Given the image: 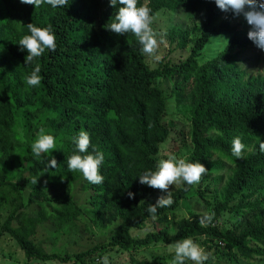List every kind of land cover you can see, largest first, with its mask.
<instances>
[{"label": "trees", "instance_id": "16d2710c", "mask_svg": "<svg viewBox=\"0 0 264 264\" xmlns=\"http://www.w3.org/2000/svg\"><path fill=\"white\" fill-rule=\"evenodd\" d=\"M144 3L154 17L161 11H207L202 35L180 65L162 63L150 69L146 54L131 33L116 36L106 30L105 25L117 11L109 0H68L66 6L57 8L46 3L34 7L20 0H0V207L14 205L1 227L0 239L10 235L28 260L69 262L75 258L86 264L88 257L118 247L132 252L186 237L210 236L224 241L228 250L248 254L252 253L249 242L264 243V225L246 228L237 235L231 229L201 225V216L178 219L176 210L194 185H182L172 194L174 203L158 208L153 220H179L175 236L162 230L142 239L132 237L133 230L146 227L152 220L147 208L155 204L151 197L157 190L141 185L138 177L155 170L160 146L170 136L163 123L167 99L163 89L155 85L158 79L194 77L185 87L175 82L174 89L178 105L187 100L192 105L193 153L189 162L206 166L212 155L218 154L235 166L222 189L223 202L216 208L215 220L222 211L242 216L244 209L258 207L244 205L245 190L264 183V152L260 151L264 142V78L246 81L237 66L238 52L255 45L248 32H240L233 25L242 24L244 16L230 12L224 22H219L223 12L214 0H139V4ZM29 23L51 25L56 50H46L25 65L27 52L21 51L18 43L30 34L25 27ZM227 35L232 37L225 50L200 65L198 59L207 42ZM173 37L180 49L187 47L188 32L176 30ZM37 64L42 82L27 86L25 77ZM41 128L55 137V148L37 157L31 145ZM81 129L91 137L88 152L96 149L104 154L102 184L89 183L82 173L67 167L66 157L75 147L72 138ZM237 136L245 145L243 159L232 154V141ZM50 156L56 159V168L48 167ZM33 177L39 178L37 184L31 182ZM76 187L89 194L85 207L76 201ZM26 189L30 193L25 204L21 192ZM128 192L135 198L129 199ZM239 198V205L232 207ZM141 200L145 202L140 204ZM81 218L98 228L114 226L116 234L107 243L75 254L56 253L38 243L40 225L73 229ZM254 252L263 255L260 250Z\"/></svg>", "mask_w": 264, "mask_h": 264}, {"label": "rangeland", "instance_id": "374dc122", "mask_svg": "<svg viewBox=\"0 0 264 264\" xmlns=\"http://www.w3.org/2000/svg\"><path fill=\"white\" fill-rule=\"evenodd\" d=\"M149 1V0H145ZM229 12H223L219 18V22H224ZM207 20V11L202 9L197 14L187 13L180 9L176 12L161 11L154 19L152 27L160 34L158 39H163V43L154 56L146 55V64L150 69H156L163 64L169 63L175 67L183 63L190 55L191 49L196 41L201 37L203 28ZM238 27L240 32H248L250 26L243 17L242 24H233ZM182 30L189 33L188 45L185 49L178 47V39L174 38V31ZM232 35L217 36L210 39L200 54L198 63L205 64L211 59L217 57L227 47ZM225 40H224V39ZM158 57V58H157ZM237 66L244 73V80L263 79L264 78V51L255 45L248 46L244 50H240L237 55ZM194 77L184 78H162L155 81V85L162 88L164 96L167 99V110L164 118V125L169 129L170 136L168 140L160 146L159 153L156 156L157 162L160 159L167 158L168 155L174 154L177 157L190 160L193 153L191 143V103L190 100L184 101L178 105L174 95L175 82L184 87L191 84ZM22 135V132H20ZM250 151L247 150V153ZM5 166V165H4ZM205 168L208 172L202 176L199 184L194 185L193 190L183 200L177 211V217L180 220L190 219L192 217L201 216L204 212H214L216 216V208L223 202L222 189L227 181L233 176L235 166L218 154H213ZM5 169V167H4ZM181 186L174 185L170 189L172 194ZM76 201L82 207H85L88 200V193L79 191V188H73ZM29 189L21 192L24 203L26 204L29 197ZM166 193L156 190L151 200L156 203L159 196ZM239 198L232 207L239 205ZM259 205L253 210L244 209L242 216L231 211H222L218 220L213 219L211 224L203 225L208 227H216L219 230H234L240 235L246 228L261 227L264 225V183L257 187H248L245 190L244 205ZM14 205L3 204L0 207V230L3 223L13 211ZM87 221V222H86ZM81 218L77 220L76 228L70 229L57 228L55 224L40 225L38 228L37 240L43 246L48 247L51 251L65 253H82L91 249L95 245L107 243L110 238L116 234L115 227L98 228L94 227L89 219ZM179 221V220H178ZM178 221L168 223H159L153 220L149 221L146 227L140 230H133L132 237L134 239L145 238L152 232L162 230L168 231L170 235L175 236L179 230ZM200 244L206 251L212 253L214 259L209 260L207 264H264V243L249 242L252 247V253L248 254L237 249L228 250L224 241L214 239L210 236H202L193 239ZM255 249L262 251L263 255H256ZM105 254H110L111 264H169L174 255V251L168 248L165 243H154L148 248L136 249V251H125L123 248H115L108 250L103 254H95L86 259V264H97V260ZM0 264H80L75 258L69 262L55 261H38L36 259L28 260L24 251L19 244L8 234L3 235L0 239Z\"/></svg>", "mask_w": 264, "mask_h": 264}, {"label": "clouds", "instance_id": "9594fccd", "mask_svg": "<svg viewBox=\"0 0 264 264\" xmlns=\"http://www.w3.org/2000/svg\"><path fill=\"white\" fill-rule=\"evenodd\" d=\"M109 2L110 6L116 8L117 11L105 25L106 30L116 36H124L127 33H131L140 44L141 52L154 56L159 45L163 43V39H158L160 34L152 27L155 19L152 9L147 3L139 4V0H109ZM214 2L222 12L231 11L236 16L242 14L250 26V30L247 33L248 39L257 48L264 51V0H214ZM20 3L33 5L34 7H39L46 3L53 8H57L66 6L68 0H20ZM118 5L119 7H117ZM246 7L247 11L245 10ZM25 27L30 34L22 36L18 43L20 50L27 52L24 58L25 65L33 63L46 50L53 52L56 50V36L51 25L39 27L29 23ZM40 72V66L37 64L31 73L25 77L26 85L30 87L40 85L43 79ZM72 142L75 146L73 153L66 157L69 171H79L89 183L102 184L104 177L100 174V167L104 162L103 152L96 149H93L92 153L88 152L91 146V137L84 129H81L72 138ZM54 148L55 137L47 134L45 129L41 128L31 145L32 153L39 157L42 153L52 152ZM244 148L245 145L240 137H234L232 154L237 159H243ZM260 151L264 152V142L260 143ZM48 167H57V161L54 157L50 156ZM207 172L208 170L203 164L189 162L186 158L177 157L174 154L160 159L155 170L144 171L138 177L139 183L166 193V195L159 196L155 204H149L147 211L151 219H156L158 208L170 207L174 203L172 191L170 190L172 186L199 184L202 176ZM38 179L33 177L31 182L37 184ZM45 184H47V181H45ZM185 190L187 189L185 188ZM128 198L134 199L135 194L128 192ZM143 202L145 201L141 200L140 204ZM214 218V212H204L200 217V223L201 225L211 224ZM168 248L174 251L169 264H207L209 260L214 259L211 252L206 251L191 237L175 240L168 245ZM109 255H103L97 260V264H111Z\"/></svg>", "mask_w": 264, "mask_h": 264}]
</instances>
